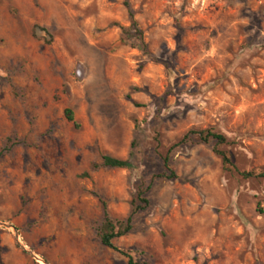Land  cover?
<instances>
[{
	"label": "rangeland",
	"instance_id": "374dc122",
	"mask_svg": "<svg viewBox=\"0 0 264 264\" xmlns=\"http://www.w3.org/2000/svg\"><path fill=\"white\" fill-rule=\"evenodd\" d=\"M3 150V264H264V0H0Z\"/></svg>",
	"mask_w": 264,
	"mask_h": 264
},
{
	"label": "trees",
	"instance_id": "16d2710c",
	"mask_svg": "<svg viewBox=\"0 0 264 264\" xmlns=\"http://www.w3.org/2000/svg\"><path fill=\"white\" fill-rule=\"evenodd\" d=\"M130 20L133 21V14L129 11ZM121 30V41L124 46L130 47L132 49L138 50L143 54H147V47L143 42V35L138 30L137 25L135 22L132 23V27L129 29L120 28ZM65 118L68 123L73 124L75 129H79L78 124L75 121V117L70 110L65 111ZM196 136L199 140L203 143H207L209 141H214L219 145H226L227 139L218 133H215L213 130H208L204 132H191L186 138L188 139L189 136ZM7 150H3L0 152V160L4 156ZM217 155L222 159L223 166L227 170H231V160L228 154L226 153H217ZM165 166L168 168V159L165 160ZM97 168L103 169H110V170H131L133 165L130 160H120L115 159L109 156H105L102 159V163ZM173 175V174H172ZM255 174L251 173L246 175L245 177L252 178ZM259 177H264V174L259 175ZM131 219H128L126 222H120L113 220L110 215L108 214L107 207L103 204V223L98 229V237L100 239L101 245L107 249L116 250L114 247L113 242L121 238L122 236L129 233ZM2 249H1V241H0V264L2 263L1 260ZM132 264V262H130Z\"/></svg>",
	"mask_w": 264,
	"mask_h": 264
},
{
	"label": "water",
	"instance_id": "95a60500",
	"mask_svg": "<svg viewBox=\"0 0 264 264\" xmlns=\"http://www.w3.org/2000/svg\"><path fill=\"white\" fill-rule=\"evenodd\" d=\"M0 228H4V229H8V230H13L14 233H15V238H16L18 244H19L22 248H24V247L21 245V243L19 242V234H18V231H17L15 228H13V227L10 226V225L3 224V223H0ZM29 254H31V255L33 256L32 253L29 252ZM44 264H45V263H44Z\"/></svg>",
	"mask_w": 264,
	"mask_h": 264
}]
</instances>
